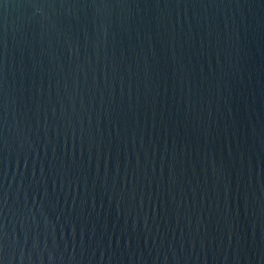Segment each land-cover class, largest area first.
<instances>
[{
  "label": "water",
  "instance_id": "obj_1",
  "mask_svg": "<svg viewBox=\"0 0 264 264\" xmlns=\"http://www.w3.org/2000/svg\"><path fill=\"white\" fill-rule=\"evenodd\" d=\"M0 264H264V0H0Z\"/></svg>",
  "mask_w": 264,
  "mask_h": 264
}]
</instances>
